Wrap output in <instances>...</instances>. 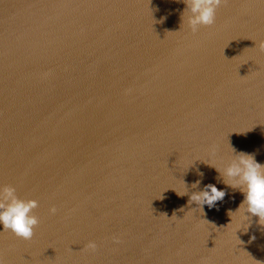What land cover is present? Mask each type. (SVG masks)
Instances as JSON below:
<instances>
[{
  "label": "water",
  "instance_id": "1",
  "mask_svg": "<svg viewBox=\"0 0 264 264\" xmlns=\"http://www.w3.org/2000/svg\"><path fill=\"white\" fill-rule=\"evenodd\" d=\"M185 8L0 0V187L40 221L30 240L0 224L6 264H264L259 217L207 164L232 147L264 164V0H229L196 33ZM208 184L224 199L189 205Z\"/></svg>",
  "mask_w": 264,
  "mask_h": 264
},
{
  "label": "clouds",
  "instance_id": "2",
  "mask_svg": "<svg viewBox=\"0 0 264 264\" xmlns=\"http://www.w3.org/2000/svg\"><path fill=\"white\" fill-rule=\"evenodd\" d=\"M186 5L182 13V24L185 23V17L188 27L193 33L199 30L200 26H211L215 23L216 11L221 5H227L229 0H182ZM165 18H162V21ZM161 21V22H162ZM255 47L264 53V40L255 41ZM130 91V90H129ZM232 147V146H231ZM233 156L223 169L214 164L208 165L214 167L220 174L217 179L233 189H238L244 199L235 212H242L244 219L251 216L259 217L258 224L264 226V164L257 162L255 154L237 152L232 147ZM216 146L210 148V156L215 157ZM203 178L204 173H197ZM222 178V180H221ZM201 180L193 183L192 187L200 185ZM185 193H178L184 196ZM226 192L218 188L215 184H208L203 191L194 192L190 195L188 204L195 202L203 211L206 204L209 208L215 207L218 201H222ZM39 206L35 199H23L17 195V190L12 185L0 187V224L3 225V231H10L16 237L30 240L34 236V229L39 224V217L33 212ZM183 210V209H181ZM51 214L57 212V208L52 206L49 209ZM234 212L229 210L228 215L232 218ZM174 215V214H173ZM114 241L119 243L118 237H113ZM252 239H255L253 236ZM98 245L95 241H89L84 249L95 252ZM0 264H6L5 257L0 253Z\"/></svg>",
  "mask_w": 264,
  "mask_h": 264
}]
</instances>
